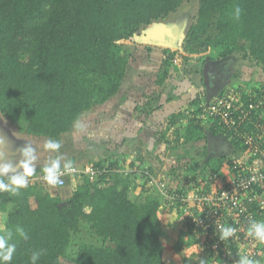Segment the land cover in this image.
<instances>
[{
    "label": "trees",
    "instance_id": "obj_1",
    "mask_svg": "<svg viewBox=\"0 0 264 264\" xmlns=\"http://www.w3.org/2000/svg\"><path fill=\"white\" fill-rule=\"evenodd\" d=\"M185 1L0 0V116L22 135L61 142L85 113L119 94L133 59L129 42L134 36L177 12ZM236 6L242 9L239 20L234 19ZM242 43L251 61L264 66V0H200L184 51L202 56L216 50L223 60L241 50ZM163 55L158 88L168 82L175 61L183 57L180 50L171 49H164ZM247 84L257 99L264 97L257 82ZM155 90L138 96L133 115L149 116L157 110ZM202 104L198 97L189 103L193 108L188 124L183 132L176 131L174 150L198 151L186 166L172 169L177 179L181 170L183 177L186 172L198 182L199 176L210 173L224 178L223 166L232 163L231 156H224L201 165L207 147L195 145L206 142L207 133L229 140L216 124L199 119L201 111L196 108ZM183 115L184 110L177 112L168 130ZM263 115L264 110L259 116ZM248 128L255 130L253 124ZM161 140L169 145L166 133ZM230 144L236 154L244 150L239 142ZM115 162L108 167L92 164L102 175L96 180L85 177L66 195L42 179L43 164L36 166V174L18 195L0 192V210L11 207L5 231L0 233L13 232L16 252L11 264H31L33 251L40 250L37 264H168L161 201L149 191L134 199L135 181L114 172L119 168ZM250 206L257 208L254 203ZM257 217L264 221V216ZM17 227L24 229L28 239L16 233ZM85 230L99 244L82 242L71 254L75 236ZM188 245L197 247L198 239Z\"/></svg>",
    "mask_w": 264,
    "mask_h": 264
},
{
    "label": "rangeland",
    "instance_id": "obj_2",
    "mask_svg": "<svg viewBox=\"0 0 264 264\" xmlns=\"http://www.w3.org/2000/svg\"><path fill=\"white\" fill-rule=\"evenodd\" d=\"M199 5L200 0H186L177 12L165 19L143 27L129 42L133 48V59L129 64L128 78L126 79L125 85L130 84L131 86H134L136 90L133 91V94L137 97L146 92L152 93L156 89L157 100L154 104V108H157L156 113L154 114L156 119L153 121L148 120L147 125L150 123L149 133L151 136H148L150 143L147 145L151 146V143L153 144L152 149L155 151L152 155L153 159L156 157L155 159L158 160L163 157L168 168L167 170L171 172L172 169L186 166L190 163V158L193 159V154L194 157L198 154V151L192 149L187 151L183 149H173L174 146L178 145L175 135L176 131L182 130L183 132L186 128L190 119L189 109L191 108L188 104L189 102H183V98L178 100L176 95L178 88L183 87L186 90L188 98H190L189 96L193 91V88L196 86L202 88L204 81L206 80L209 81V85L210 82L214 84V91L226 89L228 88L227 86L233 84L248 86L247 83L251 82H257V89L259 90L264 88V66L257 65L255 61H251L248 56L249 49L247 45L243 43L241 45V50L236 52L230 58L224 60V62L219 59L220 54L216 50L208 52L204 56H197L184 51L188 32L196 20ZM150 40L151 43L149 44ZM153 40H155V42H153ZM159 42H161L162 45L158 44ZM148 47H151L152 50L149 51ZM164 49L180 50L183 53V57L176 60L177 63H175V67L171 71V77L168 82L162 88H158L156 86V78L160 70L159 68L162 59L164 58ZM23 58L27 60V56H23ZM210 64L211 66L213 65L212 68L214 69L211 70V74H208V69L205 80L204 68L206 65ZM138 76L143 77V86L141 85V82H139ZM222 86H225L226 88H221ZM114 100L115 98L113 101ZM177 100L180 101V104L173 109L172 101L175 102ZM115 102L117 101L115 100ZM116 104L119 105L118 103ZM105 110L108 111L105 107L98 106L85 113L79 122L85 125L86 130L80 132L75 127L71 133L65 134L61 140L62 147L59 153L50 152L44 149V144L49 139L33 138L22 135L0 116V138L4 139L9 148H11L9 153L5 154L6 156H11L14 154V152L12 153V150L21 151V149L30 142L37 150L36 154L38 160L36 165H45L48 160L57 155H62L65 159H71L76 168L84 166L85 170L91 168L92 164L104 163L106 165L107 162L110 160L112 161V158L114 157L121 156L123 158L127 156L129 158L131 152L130 148H134L132 149L133 153V150L136 149V144H139L140 140L138 141L134 136L129 137V135H126L123 130L124 128L113 129L112 124H106L107 121H104L101 126L99 123H96L97 120H100V116L103 117L104 113L107 114ZM183 110L184 115L177 122L178 124L172 127L171 130H168L172 117L177 112ZM138 117H141V115ZM141 122L143 121L137 120L135 125L140 124ZM206 128L210 129V127L207 126ZM158 129L160 143L156 136H152L153 131ZM163 133L167 134L169 145H167L164 140H161V135ZM223 138H217L218 141L214 147L215 149L213 152H210L201 158V165H205L204 163H207L208 161L216 163L215 161L224 156L232 157L236 154L234 148L228 142V139ZM206 143L207 141H202L195 146L204 147ZM130 145H132V147H130ZM180 155L183 158L179 161L177 156ZM20 159L21 155L19 156V160ZM196 161H198V159ZM182 172L183 171L181 170V178L177 180L180 182L185 180L184 182L187 183L188 181L192 184V178H194L193 175L190 174L188 176V173L186 174V172H184L185 177H183ZM174 175L177 177V174ZM58 189H60L61 193L65 194V192L68 193V190L70 191V185L63 189ZM177 219L178 221L180 220L179 214ZM165 221H168L166 217ZM182 222L179 223L176 230L167 231L166 236L164 237L165 253L168 258V264H210L207 254L201 248H195L188 245V242L195 237L192 228L186 225L185 222H183L184 224ZM1 225L3 226L4 222L0 221V227L3 228ZM82 242L99 244L92 239L88 235L87 230H85L81 234L75 236L71 254H74L78 245Z\"/></svg>",
    "mask_w": 264,
    "mask_h": 264
},
{
    "label": "built area",
    "instance_id": "obj_3",
    "mask_svg": "<svg viewBox=\"0 0 264 264\" xmlns=\"http://www.w3.org/2000/svg\"><path fill=\"white\" fill-rule=\"evenodd\" d=\"M256 97L248 86L237 85L196 108L201 111V121L216 124L230 141L244 146L243 152L233 158L224 178L210 173L199 181V188L195 190H172L164 176H155L150 170L142 173L148 180L147 186L158 188L169 208L180 212L191 224L198 247L217 264H237L243 255L258 259L263 244L247 235L251 221H259L257 216H264V115L259 116L264 110V97ZM252 124L256 133L249 131L248 125ZM76 169L75 173L61 177L62 185L50 187L66 186L70 176L85 173L96 180L103 173L94 168ZM251 203L257 208L251 209ZM217 224L236 228L235 237L220 240Z\"/></svg>",
    "mask_w": 264,
    "mask_h": 264
},
{
    "label": "crops",
    "instance_id": "obj_4",
    "mask_svg": "<svg viewBox=\"0 0 264 264\" xmlns=\"http://www.w3.org/2000/svg\"><path fill=\"white\" fill-rule=\"evenodd\" d=\"M151 48V47H148ZM152 50V49H151ZM204 56V55H202ZM223 59L222 62H224ZM207 66V65H206ZM209 66V73L207 72L208 70L204 71L205 74V80H206V76L207 73L211 74V70L214 69L212 68L211 64L208 65ZM160 69V68H159ZM206 69V67L204 68ZM217 73V70H216ZM142 75V74H141ZM139 78V82H141V85L143 86L144 81H143V77L138 76ZM143 81V82H142ZM208 80L204 81V85L202 86V88H200V86H196L195 88H193V91L190 94V98H188V96L186 95V90L182 87V88H178L177 89V97L178 100H181V98H183V102L185 101L187 102H192L195 101V99L198 97L200 99V101L202 100L203 102H207L209 99L215 98L216 96L220 95L222 93L223 90L225 89H219L217 91H214V84L212 82H210V85L208 84ZM126 83V81H125ZM123 84L122 89L120 90L119 94L115 97V100L117 102H115V100L113 101H109L108 103H106L105 105H102V107H105L108 111L107 114L104 113L103 117H99V121L97 120L96 123H99L100 126L103 124L104 121H107L106 124L110 123L113 126V129L119 128V129H123L126 133V135H129V137L134 136L136 139H138L139 144H136L137 146L135 147L136 149L133 150L134 152L132 153V149L134 148H130L131 152H130V157L128 158L127 156L125 157H114L112 158V161H108L106 166L108 167L110 164V162H114L115 161L118 162L117 167L114 166L115 168L118 169H114V172H119L121 175H123L124 177H129L130 179H133L135 181L134 183V188L132 190V196L133 198H139L142 199L144 197V195L146 194L147 191H149L150 193H152V195H154L155 197H157L161 203H162V207H161V217H162V222H163V228H164V233H163V241H164V237L166 236L167 231L171 230L174 231L176 230V228L179 226L180 222H185L186 225L187 221L185 220L184 216L182 214H180V212H175L173 210H171L168 206V201L165 199V197L162 195L161 191L156 188V187H148L147 183L148 180L146 178L143 177V171L144 170H153V174L155 176H164V178L167 179L168 184L170 187H172V190L178 188L180 186V188H184L186 190H195L197 188H199V182L198 180L196 181L197 178H192V187L190 185V182L187 181L184 182L183 181H179L177 180V178H175V175H172L173 171H168L166 163L164 162V158L161 157L160 159L156 160L155 158L153 159V153L155 151H153L152 149V143L151 146H148L147 144L150 143L148 136L150 135V128L149 125L150 123L147 125L148 120H154L156 119L154 116V114L156 113L153 112V114L147 116V115H143L141 117L135 116L133 115L134 113V108H135V104H137L138 102V98L139 97H133L135 96L133 94V91H135V87L131 86L130 84ZM231 87L237 86L236 84L234 85H230ZM227 86V87H230ZM225 86H222L221 88H224ZM226 88V87H225ZM188 98V99H187ZM187 99V100H186ZM172 101V108L174 109L175 106H179L180 101ZM116 103H118L119 105H117ZM188 103V104H189ZM175 104V105H174ZM178 104V105H177ZM123 106V107H122ZM193 107H191L189 109V112H191ZM177 112V111H176ZM158 113V112H157ZM137 120H141L143 122H141L140 124H136L135 122ZM156 123V121H155ZM130 128V129H129ZM152 130V129H151ZM182 131V130H180ZM156 132V133H155ZM151 136V135H150ZM152 136H156L158 138V142L160 143L161 141L159 140V129L156 131H153V135ZM223 138L222 134H217V135H213L211 133L207 134V143H206V147H207V154H209L210 152H213V150L215 149V145L216 142L218 141L217 138ZM225 139V137L223 138ZM141 142V144H140ZM183 142V140H182ZM209 142H211V149H209ZM228 142L230 143V140H228ZM130 147H132V145H130ZM4 149V147H3ZM11 148H9V146L3 150L5 153H9ZM18 150H12V153L14 152L13 155H7V159L9 161H15L18 162L19 161V156H20V151ZM241 152H238L237 154H235L234 156L231 157V161L233 160V158L238 157ZM142 164V165H140ZM41 165V164H39ZM36 165V166H39ZM144 167V168H143ZM122 168V169H121ZM150 168V169H149ZM228 165L225 164V166H223V170L222 173L223 175H228ZM79 170H85L84 166L79 167ZM150 170V171H151ZM109 173V172H106ZM111 174V171L110 173ZM173 176V178H172ZM87 177L89 178V176L85 173H82V176H70L69 178H67V184L65 187H68L70 185V190L76 189L77 187H79L81 184H83V180L84 178ZM204 176H199L198 179L199 181L203 178ZM94 182V181H92ZM197 184L196 187H193V184ZM187 187H186V186ZM63 187V188H65ZM62 188V189H63ZM51 189H54L55 191H60V189L56 188V187H52ZM69 191V190H68ZM67 194V192H65V195ZM10 206L7 207V211L4 212L3 210H0V221L4 222V225L2 226L3 228L0 227V233L5 231L6 228V220H7V215L8 212L10 211ZM178 214L180 215V220L178 221L177 216ZM165 217L168 219V221H165ZM182 222V223H183ZM184 224V223H183ZM165 245V244H164ZM195 248H198L195 247ZM258 260H260L261 264H264V244L260 245V256L258 258ZM208 261L210 264H217L215 262H213L209 257H208Z\"/></svg>",
    "mask_w": 264,
    "mask_h": 264
},
{
    "label": "clouds",
    "instance_id": "obj_5",
    "mask_svg": "<svg viewBox=\"0 0 264 264\" xmlns=\"http://www.w3.org/2000/svg\"><path fill=\"white\" fill-rule=\"evenodd\" d=\"M242 9L236 6L234 9V19L239 20ZM75 127L78 131L86 130L85 125L76 122ZM5 140L0 138V148L5 145ZM62 144L59 140L49 139L44 144V149L50 152L59 153ZM37 150L29 142L20 151L21 159L18 162L9 161L4 151H0V192H8L12 195H18L20 189L26 188L29 178L36 174V162L38 160ZM43 180L48 185H62L64 181L61 177L66 174H72L77 171L71 159H65L62 155L48 160L41 169ZM219 230L220 240L225 241L230 237H235L237 229L231 226L216 225ZM16 233L23 239H28V234L23 228L17 227ZM247 235L253 237L261 243H264V221H251L249 224ZM13 240V232L8 230L0 234V264H11L13 256L16 252V244ZM42 255V250L33 251L30 261L31 264H37ZM237 264H261L260 260L250 258L243 255L239 258Z\"/></svg>",
    "mask_w": 264,
    "mask_h": 264
},
{
    "label": "water",
    "instance_id": "obj_6",
    "mask_svg": "<svg viewBox=\"0 0 264 264\" xmlns=\"http://www.w3.org/2000/svg\"><path fill=\"white\" fill-rule=\"evenodd\" d=\"M153 42H155V40H153ZM151 43V40L149 41V44ZM158 44H160V45H162V43L161 42H159ZM208 68H209V66L207 65L206 66V69L205 70H208ZM6 144L3 146L4 147V149L6 148V146L8 147V145H7V142H5ZM209 149H211V142H209ZM3 148H0V151H3L4 150ZM18 152V151H17Z\"/></svg>",
    "mask_w": 264,
    "mask_h": 264
}]
</instances>
